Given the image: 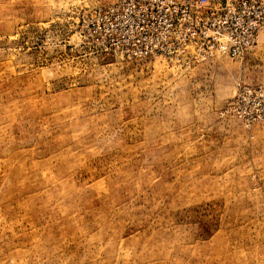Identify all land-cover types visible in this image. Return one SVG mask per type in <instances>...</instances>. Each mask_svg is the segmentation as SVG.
I'll return each mask as SVG.
<instances>
[{
  "label": "rangeland",
  "instance_id": "rangeland-1",
  "mask_svg": "<svg viewBox=\"0 0 264 264\" xmlns=\"http://www.w3.org/2000/svg\"><path fill=\"white\" fill-rule=\"evenodd\" d=\"M114 1L0 0V264H264V13L241 56L134 59Z\"/></svg>",
  "mask_w": 264,
  "mask_h": 264
},
{
  "label": "built area",
  "instance_id": "built-area-1",
  "mask_svg": "<svg viewBox=\"0 0 264 264\" xmlns=\"http://www.w3.org/2000/svg\"><path fill=\"white\" fill-rule=\"evenodd\" d=\"M263 0H115L95 13L96 31L128 58L203 62L250 49L263 18ZM242 94L255 98L246 88ZM264 116V108L246 122Z\"/></svg>",
  "mask_w": 264,
  "mask_h": 264
}]
</instances>
